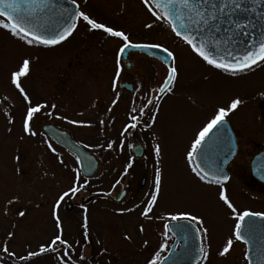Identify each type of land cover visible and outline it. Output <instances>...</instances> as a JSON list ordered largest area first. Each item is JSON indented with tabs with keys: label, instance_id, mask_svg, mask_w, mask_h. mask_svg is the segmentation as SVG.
Instances as JSON below:
<instances>
[{
	"label": "rangeland",
	"instance_id": "1",
	"mask_svg": "<svg viewBox=\"0 0 264 264\" xmlns=\"http://www.w3.org/2000/svg\"><path fill=\"white\" fill-rule=\"evenodd\" d=\"M77 2L81 12L106 27H118L133 40L159 37L154 35L160 31L159 20L150 11V3L146 5L144 0ZM79 22L86 21L81 18ZM165 30L162 44L173 54L171 67H177L178 76L173 91L164 96L159 106V124L153 129L155 139H143L150 147L148 158L135 162L137 172L129 170L125 174L126 160L118 157L130 151V146L137 140L129 137L124 128L120 131L121 127H99L89 118L88 125L69 126L81 144L102 160L98 172L86 177L64 150L42 138L38 143L32 142L39 134L36 132L38 126L29 122L31 132L36 133L34 137L24 130L29 107L43 105L44 111L47 108L59 111L68 106L69 98L66 102L64 91L58 90L54 82L55 75L63 69L59 62L63 58L62 48L28 45L9 30L0 28V244L5 255V258L0 257V264H61L58 257L64 256L65 246L59 244L57 252L41 253L28 260L19 259L30 251L38 252L41 245L47 246L57 234L72 244L74 253L72 251L69 255L76 264H82L77 260L81 252L86 257V264H147L157 252L161 257L166 249L161 247L166 242L162 233L165 223L161 224V219H171L172 215L182 211L200 217L208 230L207 264L246 263L242 241L233 240L229 252L223 256L219 254L234 235L233 222L237 216L218 198V193L223 188L237 213H241L245 205L251 204L249 192L252 191L245 187L246 192L235 184L200 180L192 171L195 166L186 159V154L199 130L219 108H227L236 97H240L243 104L225 118L240 127L244 154H251L247 148L249 137L264 143V96L260 95L264 93V62H258L239 74H230L207 64L173 34L169 25ZM79 39L75 36L65 47L79 43ZM102 39L104 46L113 41L111 37ZM113 54L104 49H97L94 53L99 57L97 65L101 78L97 83L90 82L87 92L83 93L91 97L87 101L88 112L97 111L94 102L100 100V103L107 96L91 94L94 87L113 85L110 79L114 71ZM131 55L135 67L127 76L132 77L138 86H159L164 66L159 62L146 64L140 53ZM24 59L30 61L29 73L19 80L28 99L12 82V73L18 70ZM255 123L257 127L253 129L251 124ZM109 142H114L112 148H108ZM158 143L162 150L159 158L155 154ZM242 160L249 163L250 158ZM157 168L162 173L161 192L144 216L141 213L155 193ZM143 176L147 177V183L142 187ZM125 177L126 182L123 181ZM73 186L80 187V191L70 193L57 206L59 197ZM123 188L128 189V195L122 202L110 199ZM260 201L259 207H262L264 197ZM68 203H72V210L67 209ZM83 205L87 207L82 216L87 217L89 240L81 235L79 223L74 222L77 208ZM20 212H24V216H20ZM56 215L60 217L59 228ZM148 220L152 222L151 229ZM5 247L7 253L3 251Z\"/></svg>",
	"mask_w": 264,
	"mask_h": 264
},
{
	"label": "flooded vegetation",
	"instance_id": "2",
	"mask_svg": "<svg viewBox=\"0 0 264 264\" xmlns=\"http://www.w3.org/2000/svg\"><path fill=\"white\" fill-rule=\"evenodd\" d=\"M77 2V0H75ZM78 3V2H77ZM150 5H152L151 1L149 0ZM79 5V11L81 12L80 4ZM81 18H79L80 20ZM79 20L76 23V27L72 31L71 35H69L66 39L61 41L58 44L53 45H42L38 43H33V46L36 47H43V48H62L63 50V58L60 64H63V69L60 73H57L55 75L54 82L56 83V88L58 90H63V95L66 97V102L68 101V106H65L64 108H61L59 111L56 109L49 110L47 108L46 111H44L42 108L40 112L34 115L33 119L30 121V123H34V126H38V129H36V132L39 134L36 135V139L34 137V143H38L40 138L44 139V141L52 146H56L57 148H60L64 150V152L68 153L74 160L76 165L79 167L78 159L75 157V155L71 152H69L67 149H65L63 146L57 144L50 136H48L44 131L43 127L47 124L55 125L65 131H67L70 136L81 144V142L77 139V137L73 134V132L69 129V126H76V127H82L85 125H88V119H90L92 122L95 121V124L99 127H121L120 131H122V128H125L126 125L133 123L131 120L132 115H137L138 117V125L136 128H132L127 132V135L129 137H132V139H136L135 143H133L130 146V151L124 152L122 156H119L118 159L120 160H126V168L125 172L130 171H138L139 169L134 168L135 162L142 159H147L149 155V145H147L143 139H147V137L155 139L153 129L159 124L158 122V116H159V106L162 103V99L165 95L168 93H160L159 89L163 86L164 81L167 78L168 75V67L167 64L164 61H161L160 59L151 56L149 54H146L140 50H131L129 54L124 57L123 53L119 52V49L123 46L124 43H126L122 37H114L110 34L106 33L102 29H93L90 25L87 24V22H79ZM168 27L167 20H159V32L155 33V36H159L156 38H143L141 37L138 40H133L128 36L127 43L132 44H148V45H160V47L163 46V39L162 36L166 32V28ZM115 30L122 31L118 27L113 28ZM124 32V31H123ZM125 33V32H124ZM144 33V31L142 32ZM151 32H149L150 34ZM126 34V33H125ZM98 35H101V37H111L113 38V41H111L110 44H107L104 46L102 44L103 39L99 38ZM150 34V36H154ZM75 36L80 37L79 43L65 47L70 41H72ZM179 38V37H177ZM182 40L181 38H179ZM184 42V40H182ZM185 43V42H184ZM99 49H104L105 51H112L114 54L111 55L112 59V65H113V73L110 76V79L113 82L112 86L107 87H97L90 92L97 95H106L104 99L98 103L100 100H96L98 102H94V104L97 105V111L92 112L86 109L87 108V101L91 98H88L87 96H84L83 93L87 92V85L91 82L97 83V80L101 78L99 76V69L100 67L97 65L99 63L98 55H94L95 51ZM101 52V51H100ZM131 53H140L142 58L145 59L146 64H152L155 65L156 62H159L164 67L163 69V79L159 81V86H154L151 88L145 87V86H138L137 82L132 79V77L127 76L131 73V71L135 67V62L132 59ZM111 59H109V63L111 62ZM117 60H119V64L122 67V71L120 72V76L116 77V71H117ZM108 62V61H107ZM90 63V64H89ZM59 64V65H60ZM96 64V65H95ZM157 64V63H156ZM61 65L59 67H62ZM58 66L56 68H59ZM95 71V75H92ZM230 74H239L237 73H230ZM164 80V81H163ZM108 95H110V98H108ZM157 97H160L157 100ZM93 99V100H92ZM91 101H94L95 98H92ZM147 100H153L155 102V107L152 105H147ZM115 101V103H113ZM74 103V104H73ZM141 107H144L143 114L140 113ZM136 109L135 112H133V109ZM149 108H151V111H149ZM42 117V119H40ZM96 117V119L94 118ZM153 117H155V122L153 123ZM229 121L231 128L233 130V134L235 136L236 140V151L232 159L227 163L226 165V173L228 179L222 182L223 184H235L239 188L242 189H248L252 191L250 194L251 198V204L245 205L243 210L250 211V212H260L264 213V205L262 207H259L261 205V198L264 197V158L260 161L259 166L254 170L252 167V161L254 158L258 155L263 154L264 157V143L262 140H258L256 138L249 137L248 142V152L251 153L250 156L245 155V149L242 147V141L240 137L241 129L239 126H237L232 120L225 118ZM77 121V123L73 124L71 121ZM103 122V123H101ZM262 122V121H260ZM251 127L254 129V127H257V123L251 124ZM142 138V140H141ZM149 138V139H150ZM227 138V136L225 137ZM152 141V140H151ZM147 142V140H146ZM82 145V144H81ZM140 146L141 149L134 150L136 146ZM213 146L224 148L226 150L229 149V145L227 144L226 140H220V141H214ZM119 147V146H117ZM221 152V153H220ZM216 153V151H214ZM220 153V154H219ZM217 155L221 156L225 154L224 151H217ZM95 155V154H94ZM96 159L99 162V169L102 164V160L95 155ZM245 157H249L250 161L249 163L243 161L242 159H245ZM62 161V160H61ZM63 162V161H62ZM120 162L117 163V165ZM131 164L132 167L128 168L127 166ZM38 169V168H37ZM36 170V169H35ZM81 171V170H80ZM127 177L124 178V182H126ZM207 182L210 180L213 181L211 183H215V180L212 179H205ZM147 183V177L143 176L141 180V186H145ZM129 187V183L127 184ZM246 187V188H245ZM128 191L127 188H123ZM246 191V190H245ZM247 192V191H246ZM264 204V203H263ZM72 203L67 204V209L72 210ZM78 211L76 213V218L74 219L75 223H79V228H81V235H83V224L85 218H83L82 214L87 212L86 206H80L77 208ZM165 219V218H163ZM246 220H253L255 221V231H253L251 234H246L245 239L248 240V243H243L244 246V257L246 260L245 264H250V261L247 257V254H252V257L256 259L258 264H264V216H258V217H246ZM191 224H186L190 226V232L187 234L189 236H194L193 231L195 228L197 229V233L200 236V244L201 249H203V252L200 249V256L197 264H207L206 262V248L208 246V241L206 234L202 230L198 231V229L206 228L205 224H199L198 222H194L191 220ZM175 222L172 219L168 220H162L160 221L162 226V233L164 235V238H166V242L168 244L167 248L164 250L162 256L160 257L158 264H160L161 260L168 255L169 251L172 249L173 245L175 244L176 237L173 234L170 223ZM151 223L150 220H148L147 225L151 229ZM238 223L237 217L235 218L233 224ZM167 225L168 227H165ZM195 227V228H194ZM155 229H157L156 226H154ZM153 228V229H154ZM149 233L147 229V234ZM79 234V235H80ZM84 236V235H83ZM89 230H88V237L86 240H89ZM85 238V237H84ZM164 243V241H163ZM71 244V243H70ZM182 241L178 243L176 246V250L178 251L181 247ZM72 245V244H71ZM3 246L0 244V257L5 258V255L1 252ZM74 253V251H73ZM255 256V257H254ZM16 264H22L16 262Z\"/></svg>",
	"mask_w": 264,
	"mask_h": 264
},
{
	"label": "snow or ice",
	"instance_id": "3",
	"mask_svg": "<svg viewBox=\"0 0 264 264\" xmlns=\"http://www.w3.org/2000/svg\"><path fill=\"white\" fill-rule=\"evenodd\" d=\"M38 2H42V0H38ZM75 2V0H73ZM146 5H149V0H144ZM250 3L252 0H153V4L149 5L150 11L157 20H167L169 26L171 27L172 31L175 33L176 36L181 37L195 52L199 57H201L207 64L213 66L217 69H222L225 72H243L246 69L251 68L252 65L256 64L257 62H264V41H261L257 46H255L252 50L247 51L243 54V56L239 59H235L233 61H227L223 57L219 60L215 57L213 52L206 47L205 41L201 40L199 42L196 41L195 36L193 35L194 32L202 31L204 28H208L209 31L216 27L217 21L222 18H227V23L229 25H233L236 30H243L246 26V21L241 20L239 18L233 19L234 16H237L238 13H249L253 11V8L250 7ZM20 8L18 4V0H0V28L9 30L12 35L20 37L21 39L25 40L28 45H32L33 43L38 44H58L64 39L67 38L68 35H71L72 31L76 27L73 23L69 25L67 28L63 30V32L58 33L52 37L41 35L37 31H35L27 21L19 15ZM78 18H82L83 21H86L88 25L91 26L93 29H102L106 33L110 34L114 37H122L123 40L126 42L123 46L119 49L120 53L130 46L128 41V36L119 30H115L111 27H106L105 24L97 22L95 19H92L87 15L85 12H79ZM179 20L181 23L178 26L176 21ZM146 27H151V25H146ZM216 43V42H213ZM134 47H160V45H134ZM165 52L168 53L169 56L173 54L168 52V49H164ZM29 66L30 61L28 59H24L19 66L18 70L12 73V82L17 89L21 93L24 94V98L28 99L27 94L25 93L24 88L21 86V82L19 80L20 77H26L29 73ZM122 71V67L119 64V60H117V71L116 77L120 76V72ZM178 76V69L177 67L173 66L168 70L167 79L164 81L163 86L160 87V93H171L173 91V83L177 80ZM261 96H264V93H260ZM160 97H157V100ZM115 103V101H113ZM147 105H152L155 107V102L153 100H147ZM243 104V100L240 97H236L231 100L230 104L225 107H221L218 109L216 114L212 117L211 120L205 124L199 132L196 134V137L191 143V150H189L186 154V159L191 163L196 155H199L202 160L207 158V147L208 142L211 139L210 133L213 132V129H216L218 125H221L224 121L225 117L232 112L233 110L237 109L238 106ZM44 107L43 105H37L35 107H29L26 113V119L24 122V130L29 132L31 135H36L35 132H31L29 122L33 119L34 115L40 112L41 108ZM55 107V105H52ZM136 109H133L135 112ZM151 111V108H149ZM144 107H141L140 113L143 114ZM153 123L155 122V117L152 118ZM131 120L133 123L128 124L124 128V132H128L132 128H136L138 125V117L137 115H132ZM71 123L75 124L77 121H71ZM103 123V122H101ZM123 134V133H122ZM114 142L108 143V148L113 147ZM161 146L160 144H156L155 146V154L159 158L161 155ZM131 168L132 165L129 164L127 166ZM192 171L200 180H205L208 177V173L205 172L203 168L197 170L196 167L192 168ZM219 172V170H216ZM126 174V172H125ZM78 177V174H77ZM223 180H227L228 177L224 175L222 177ZM210 183L213 181H209ZM215 183L221 184V176L216 175ZM119 183V181L117 182ZM162 186V173L159 168L156 170L155 180H154V188L155 193L151 196L150 201H148L146 208L141 213V215L147 216L148 212L151 210L152 206L157 202V196L161 192ZM80 191V187L73 186L69 188L68 191L64 192L57 201V206L59 205L60 201H63L65 197H68L71 194H75ZM218 198L230 209L234 214L237 216L238 223L235 224L234 228V235L232 238L227 240L226 245L223 247L222 251L219 253L221 256L227 254L229 249L233 245V240L235 241H242L243 243L247 244L248 240L245 239L246 234H251L255 231V221L253 220H246V217H258L264 216V213L260 212H250L245 210L242 213H237V209L229 200L226 191L221 188L220 192L218 193ZM124 211V210H122ZM128 211H131L129 209ZM20 216H24V212L19 213ZM55 215V213H54ZM57 221V227L59 228L60 224V217L58 215L55 216ZM171 219L177 221L175 227L176 233L183 239L186 234L190 232V226L180 223V221L184 220H191L194 222H198L199 224H203V220L195 215H192L190 212L182 211L178 212L175 215L171 216ZM165 227H168L165 225ZM84 232L83 235L85 239L88 237V223L87 217H85L84 224H83ZM141 231H143V227L141 226ZM203 231L207 233V228L198 229V231ZM12 235V233H9ZM129 237H126V239ZM79 243V242H77ZM57 244L61 246H65L64 256L58 257L61 261V264H76V261L71 259L69 253L74 251L72 245L68 243L66 239H63L60 234H57L54 239L47 245H41L39 247V251H30L28 252L27 256L19 257L20 260H28L31 257L38 256L41 253L45 252H57ZM167 243L161 245L162 248H167ZM5 253L8 252V249L5 247L3 249ZM203 252V249H201ZM206 256V254H205ZM160 259V252L155 254V257L147 262V264H158ZM77 260L82 262V264H86V257L84 253H80L77 257Z\"/></svg>",
	"mask_w": 264,
	"mask_h": 264
},
{
	"label": "water",
	"instance_id": "4",
	"mask_svg": "<svg viewBox=\"0 0 264 264\" xmlns=\"http://www.w3.org/2000/svg\"><path fill=\"white\" fill-rule=\"evenodd\" d=\"M153 3V0H151ZM20 12L27 23L39 34L52 37L63 32L71 24H75L78 19V4L73 0H18ZM253 8L249 13H238L233 19H241L246 21V26L243 30H236L233 25L227 23V18H222L215 22L216 27L209 31L206 27L202 31L194 32L193 35L197 42L204 40L215 57L219 60L223 57L227 61L239 59L249 50H252L261 41H264V0H252L249 5ZM180 25V21H176ZM216 42V43H213ZM52 45V44H48ZM131 50H141L151 56L158 57L163 60L168 68H171L172 56H169L164 48L161 47H134L130 44L124 51L126 57ZM169 52V51H168ZM258 63V62H257ZM255 65V64H254ZM253 66V65H252ZM43 130L57 144L63 146L68 151L72 152L78 159L81 171L86 176L93 175L99 168V162L96 157L83 146L77 143L70 134L52 124H47ZM227 136V138H225ZM211 139L208 142L207 158L202 160L199 155L195 156V165L198 168H203L208 173L209 179L215 180L216 175L222 179L226 173V165L232 159L236 151V140L233 134L231 125L227 119H224L221 125H218L213 132L210 133ZM226 140L229 149L226 150L220 147H214V141ZM141 149L138 145L134 150ZM224 151L225 154L219 156L217 151ZM216 151V153H214ZM221 153V152H220ZM219 153V154H220ZM261 155L255 157L252 162L254 170L259 166L260 161L264 158ZM216 170H219L217 172ZM127 196V190H122L118 196L112 197V200L121 202ZM177 221L170 223V228L176 237L175 244L165 256L160 264H197L200 256V236L197 229L193 231L194 236L185 235L182 239L175 230ZM183 224H191L188 221H180ZM182 241L180 249L177 251L176 246ZM250 264H258L252 254H247ZM255 257V256H254Z\"/></svg>",
	"mask_w": 264,
	"mask_h": 264
}]
</instances>
